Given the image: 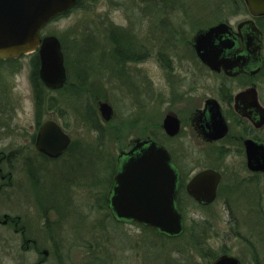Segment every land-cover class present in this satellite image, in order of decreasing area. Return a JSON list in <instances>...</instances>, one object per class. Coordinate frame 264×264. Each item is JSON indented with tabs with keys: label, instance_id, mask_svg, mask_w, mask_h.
Here are the masks:
<instances>
[{
	"label": "flooded vegetation",
	"instance_id": "1",
	"mask_svg": "<svg viewBox=\"0 0 264 264\" xmlns=\"http://www.w3.org/2000/svg\"><path fill=\"white\" fill-rule=\"evenodd\" d=\"M137 1L141 5L134 7L141 8L136 9L137 11L131 15L127 26L112 23L110 26L107 25L110 29L104 26L102 30L96 32V42L91 36L92 33L88 35L89 38H83V41H80L79 45L84 46L78 49L83 50L84 56H97L98 62L94 63L95 67L92 69L86 68L82 78L80 75L78 78L86 83L93 77L97 78V75V82H112L118 87L125 86L120 82H115L119 78L131 79L134 86L138 84V81L132 74L129 75L126 72L127 68L130 70L132 65L151 63L150 61L154 59L155 65L161 70L163 68L165 71L172 65V69L177 68V71L182 74L180 91L172 92L171 95V100L179 104L180 108L178 106L177 111L170 108L166 110L158 127L162 138L158 139L151 128L149 102L141 98L139 105L142 107V112L139 109L135 113L140 114L142 120L137 122L138 118H133L132 132L134 134L127 147L119 149L116 158L111 162L108 161L111 166V180L106 195L102 192L99 196L95 192L96 200L90 197L91 210L95 208L94 206L100 207L97 202L102 200L105 207L102 204L101 208L117 226L138 227L153 231L160 237L163 236L162 238L174 239V237L187 233V223L183 218V212H188L191 207H193L191 208L193 212H198L196 208L210 210L211 205L223 194L227 195V208H223L227 210V227H230L227 237H231L233 233L238 234L231 228L234 220L231 217L233 212H231L228 200L233 197L237 198L240 204L249 209L244 212L245 216L250 215L249 217L253 218L255 217V209L252 207L254 196L259 212L256 213L258 217L256 220L264 226V219L261 216L264 212V138L262 135L264 131V101H262L264 97V27L260 24L264 15L251 14L245 0H236L235 5L241 4L243 8L242 12L245 17L242 20L232 26L227 22V18H222L209 25L201 24V19L205 20L218 12L217 7L208 6L205 15H201L205 8L201 9L200 5L191 4L193 1L189 0ZM225 2L223 9L227 11V1ZM77 4L53 20L71 12ZM152 4L160 6L159 15L152 16ZM103 22L104 19L100 20V23L104 24ZM132 23L133 27H131ZM214 27H219V30L213 33L210 39H199L201 35ZM152 28L155 30L152 31ZM252 29L261 35L259 50L253 49L249 42L248 38L254 37ZM40 37L43 38L41 35ZM142 37L146 39L147 45L138 43V39ZM155 39L158 41L154 42ZM87 43L89 45L95 43V45L87 46ZM94 52L98 54L93 55ZM107 53H111V58L106 55ZM30 54L33 55V68L31 67L30 71L35 122L31 126L32 133L28 147L25 150L22 146L11 150H0V264H23L25 256L30 258L28 264H50L53 256L58 259L57 264H65L66 256L59 255V251L57 255L55 249L60 245L61 240L51 230L63 226L69 211L79 208L83 203L87 205V182L100 183L103 179V175L99 174L102 171L103 160L89 158L86 146L73 141L66 127V118L63 116L62 121L56 116L57 113L53 109L54 99L49 96V93L60 91L66 86L67 71L65 69V82L60 89L47 88L39 77L40 64L37 50L18 57L0 58V118H13L18 114L17 99L13 95L15 86L9 84V79L6 78L8 75L14 78L20 70L17 60ZM157 55H159L158 58ZM63 57L65 60L64 53ZM206 61L214 67L209 66ZM183 66L186 67L188 74H183ZM199 70L207 76H213L214 79L211 80L209 88H204L209 92L205 91L197 96L195 94L200 88L195 80ZM35 75L37 80L34 78ZM182 78L186 79L187 84ZM142 80H144V86H147L145 92H150V78L145 75ZM189 84L191 86H186ZM123 87H120V90ZM143 99L145 102L142 101ZM188 99L192 103L202 100L203 105L198 104L192 112H188ZM99 103L103 102L100 100L97 102V110L104 123L108 124L116 119L115 111L107 103L112 108V116L109 121H105L99 112ZM168 116L175 118L177 123V131L174 135H170L166 130L167 127L165 128L164 120ZM47 122L58 125L61 132L69 138L66 149L55 156L46 153L39 143L41 128ZM8 125L12 126L10 123ZM8 125L1 127V130L8 129ZM117 127V133L121 132L118 124ZM174 141L176 156L169 145ZM144 142H153L164 148L176 173V208L181 216L182 224V231L176 236L163 235L144 225L119 220L115 218L110 206L116 176L122 172L130 158L148 147V144L140 146ZM185 143L187 149L184 146ZM191 147L195 149L192 150ZM205 148L209 153L205 151ZM187 150H189V157L185 154ZM128 153L131 154L127 156ZM205 153L208 162L203 158ZM96 157H99L98 154ZM225 158H227V174L222 166L220 167ZM188 163L193 166L189 170L186 165ZM15 165L18 172L27 178L30 191L12 190L20 186L23 181L22 179L17 180ZM203 171L217 173L218 179L212 177L203 184L202 189L197 193L199 201L188 190V186L192 179ZM53 183L58 185L52 187ZM213 184H215L214 198L207 201V188ZM14 200L18 207L14 205ZM247 218H244V224L250 227L246 221ZM92 227L93 223L90 225V228ZM40 228L47 233L45 237H40ZM190 233L196 240V234ZM258 233L262 232L256 231V234ZM95 236L97 237L98 234L96 233ZM87 239L84 240L88 241ZM40 241L49 244L51 249L50 247H47L49 249L41 248ZM229 243L227 240L226 248H219L214 255L210 253L207 262L214 264L220 258L227 257V264H264L263 254L257 253L248 258L239 253L241 250L238 252V245ZM114 247L115 264L116 262L117 264H129L136 249L135 243L125 239L122 245ZM141 248L142 244L139 249Z\"/></svg>",
	"mask_w": 264,
	"mask_h": 264
},
{
	"label": "rangeland",
	"instance_id": "2",
	"mask_svg": "<svg viewBox=\"0 0 264 264\" xmlns=\"http://www.w3.org/2000/svg\"><path fill=\"white\" fill-rule=\"evenodd\" d=\"M189 1H193L191 4L200 5L201 9L205 8L201 15H205L208 6L212 8L217 7L218 12L205 20L201 19V24L210 25L211 22L227 18V22L235 26L238 21L245 17L241 4L235 5L237 4L236 0ZM199 1L201 2L199 3ZM225 1H227V11L223 9L224 3L226 4ZM77 3L74 10L51 21L40 32L42 37L51 35L57 37L62 47L61 51L65 56L64 67L67 71V84L62 90L49 93V96L54 99L53 109L57 113L56 116L62 121L64 120L63 116L66 118V127L72 135L73 141L86 146L89 158L103 160V172L99 173L103 175V179H101L100 183L88 181V199H84L87 201V205L83 203L79 208L69 211L62 226L63 229L58 226L51 230L61 240L60 245L55 248L56 254L58 255L59 251V255L64 254L66 256L64 259L65 264H115L113 258L115 255L114 246L119 247L120 244L124 243L125 239H129L135 243L136 247L133 259L129 264H209L207 261L210 253L214 255L216 251H219V248L225 249L227 240H229L230 245H238V252L241 250L239 253L248 258L257 253L264 255V236L262 238L264 226L261 223H257L256 213L258 211L254 196V205L252 207L255 209V217L253 218H250V215L245 216L244 212H247L249 209L247 206L240 204L237 198L233 197V199L228 200L231 212H233L231 217L234 220L231 228L238 234L233 233L231 237H227L230 227H227V210L223 208H227V195L223 194L211 205L210 210L196 208L198 212H193L191 209L193 207H191L188 212H183L182 215L187 223L186 229L188 234L185 233L179 237H174V239H165L153 231H146L138 227L117 226L106 211L101 208L103 204L102 200L96 201L100 204V207L94 206L95 208L91 210L90 197L96 200L95 192L99 196L102 195V192L106 195L111 180V166L108 161L111 162L116 158L119 149L127 147L128 142L134 134L132 132L133 118H138L137 122L142 120L139 116L140 114L137 115L135 113L139 109L142 112V107L139 105L141 98L149 102L151 128L155 131L156 137L161 139L162 135L158 127L162 122L166 110L168 108L178 110L179 104H175V101L171 100V95L172 92L176 93L180 91V77L182 74L180 71H177V68L175 70L172 69L171 64L169 68L163 71V68L161 70L159 66H156L154 59H152L151 63L132 65L130 70L127 68L126 72L129 75L132 74L138 81V84L133 86L134 82L131 79L119 78V80L115 81L125 85L124 87L120 86L123 87V91L112 82H97V75V78L93 77L91 80L83 83L79 80L78 76H83L84 70L86 68L92 69V67H95L94 63L96 64L98 61L97 56H84L83 50L78 49L84 46L83 44L79 45L80 41H83V38H89L88 35L92 33L91 36L94 38V42H96V32L102 30L104 26H110L112 23L125 24L127 26L131 15L137 11L136 9L141 8L134 6L141 4L137 0H79ZM160 13V6L152 4V16H157ZM102 19H104V24L100 23ZM260 24L264 27V19L260 20ZM133 26L134 24L132 23L131 27ZM107 29H110V27L107 26ZM153 30L155 29L152 28ZM157 41L158 39H155L154 42ZM138 43L147 45L146 39L143 37L138 39ZM86 45L94 46L95 43L91 45L87 43ZM106 55L110 57L111 53H107ZM156 57L158 58L159 55ZM32 58L33 55L30 54L17 60L18 65L20 64L18 74L14 78L10 75L6 78L7 80L9 79V84H14L15 86L13 95L17 99L16 111L18 114L13 118H0V150H11L16 147L20 148L21 146L25 150L28 147L29 137L32 133L31 126L35 122L33 84L30 71L31 67L33 68ZM86 64L89 66H85ZM183 69V74L189 73L186 67L183 66ZM87 72L89 71L87 70ZM145 75L151 80L150 92H145L147 86H144V80H142ZM196 78L195 81L200 88L197 94H195L198 96V94L208 91L204 88L211 86V80L214 77L207 76L199 70L197 71ZM182 79L184 80V78ZM208 79L210 80L208 81ZM184 81L187 84L186 79ZM144 99L142 100L143 102H145ZM99 100L108 103L116 113V119L108 124L104 123L99 116L97 110V102ZM262 101H264V97ZM198 104L202 106L203 101L192 103L188 99V112H192L193 108ZM62 112L64 113L62 114ZM9 123L12 124L11 127H9ZM117 124L121 131L119 133H117ZM5 125H8L9 128L1 130V127ZM262 135L264 138V131ZM178 142H181V140H178ZM173 143L169 145L176 156V143L175 141ZM184 146L187 149L186 143ZM195 148L191 147L192 150ZM205 151L209 153L207 149ZM96 154L99 157H96ZM185 154L189 157V150L185 151ZM203 158L208 162L206 153ZM226 164L227 158L220 165L225 170V174H227ZM186 165L187 170L193 167L190 163ZM15 170L17 180L22 179L23 181L20 186H14L15 188L12 190L30 191L27 185V178L18 172L16 165ZM56 185L53 183L52 187H56ZM14 201V205L18 207L16 200ZM84 205L86 210L84 209ZM103 207H105L104 204ZM261 216L264 219V212ZM244 218H247L246 221L250 227L262 233L256 234L254 229L245 225ZM91 223H93L92 228H90ZM190 232L196 234V240ZM96 233L98 234L97 237L95 236ZM39 235L40 237H45L47 233L40 228ZM86 238H88V241L84 240ZM244 240L248 242L245 243ZM240 241L242 242L240 243ZM140 244H142V251L139 249ZM39 245L41 248L49 249L47 247H50L51 249V246L44 241H40ZM216 246L217 249L215 250ZM29 259V257L25 256L23 264H28ZM57 261L58 259L53 256L51 257L50 264H57Z\"/></svg>",
	"mask_w": 264,
	"mask_h": 264
},
{
	"label": "water",
	"instance_id": "3",
	"mask_svg": "<svg viewBox=\"0 0 264 264\" xmlns=\"http://www.w3.org/2000/svg\"><path fill=\"white\" fill-rule=\"evenodd\" d=\"M77 1L0 0V58L18 57L37 50L40 80L49 89H60L65 82L60 42L52 35L41 38L39 32L54 17L71 9ZM245 2L251 14L264 15V0ZM218 30L219 27L211 28L199 39H210ZM252 32L254 37H249V42L253 49L259 50L261 35L255 29ZM206 63L214 67L209 61ZM99 112L105 121L111 119L112 108L106 102L99 103ZM164 123L169 134L174 135L177 131L175 118L168 116ZM39 143L46 153L55 156L66 149L69 138L58 125L47 122L41 128ZM144 144H148V147L130 158L116 176L110 206L119 220L144 225L163 235L176 236L182 231L181 216L176 208V173L164 148L153 142H144L140 146ZM212 177L218 179V174L203 171L192 179L188 190L197 200L200 201L197 193ZM207 191V201H211L215 184L209 186ZM226 262L227 257H222L214 264Z\"/></svg>",
	"mask_w": 264,
	"mask_h": 264
},
{
	"label": "trees",
	"instance_id": "4",
	"mask_svg": "<svg viewBox=\"0 0 264 264\" xmlns=\"http://www.w3.org/2000/svg\"><path fill=\"white\" fill-rule=\"evenodd\" d=\"M35 68H36V65H35ZM34 78H35V80H37V76H36V75H35V77H34Z\"/></svg>",
	"mask_w": 264,
	"mask_h": 264
},
{
	"label": "bare ground",
	"instance_id": "5",
	"mask_svg": "<svg viewBox=\"0 0 264 264\" xmlns=\"http://www.w3.org/2000/svg\"><path fill=\"white\" fill-rule=\"evenodd\" d=\"M63 54V53H62Z\"/></svg>",
	"mask_w": 264,
	"mask_h": 264
}]
</instances>
